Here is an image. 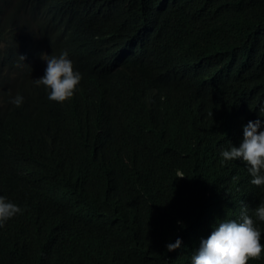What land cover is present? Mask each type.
<instances>
[{
	"label": "trees",
	"instance_id": "1",
	"mask_svg": "<svg viewBox=\"0 0 264 264\" xmlns=\"http://www.w3.org/2000/svg\"><path fill=\"white\" fill-rule=\"evenodd\" d=\"M65 51L60 104L34 80ZM262 106L264 0H0V264H191L241 202L264 244V186L219 156Z\"/></svg>",
	"mask_w": 264,
	"mask_h": 264
},
{
	"label": "clouds",
	"instance_id": "2",
	"mask_svg": "<svg viewBox=\"0 0 264 264\" xmlns=\"http://www.w3.org/2000/svg\"><path fill=\"white\" fill-rule=\"evenodd\" d=\"M42 57H46L45 74L42 78L34 80V83L49 90L50 101L60 104L70 101L82 76L74 71L68 53L62 52L59 57ZM19 59L24 61L25 57L19 56ZM10 102L20 107L23 97L16 95ZM260 111H264V106ZM246 121L239 119L229 147H223L219 156L223 161L222 165L232 163L243 166L249 185L264 186V131L260 130L262 125L259 119L248 123ZM241 203L243 207L241 211L236 212L235 220L220 222L207 239L200 241L191 264H249L250 261L261 259L264 255L261 231L254 219L248 215L247 205ZM15 204L10 199L0 197V227L22 213V209ZM254 216L259 221H264V203L255 208ZM181 243V240L177 239L174 244H167L166 249L168 252L176 251L181 247Z\"/></svg>",
	"mask_w": 264,
	"mask_h": 264
}]
</instances>
